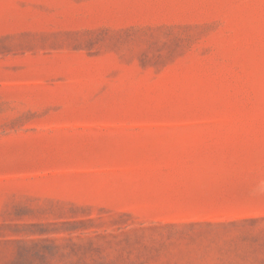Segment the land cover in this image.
<instances>
[{"label":"rangeland","instance_id":"374dc122","mask_svg":"<svg viewBox=\"0 0 264 264\" xmlns=\"http://www.w3.org/2000/svg\"><path fill=\"white\" fill-rule=\"evenodd\" d=\"M0 264H264V0H0Z\"/></svg>","mask_w":264,"mask_h":264}]
</instances>
